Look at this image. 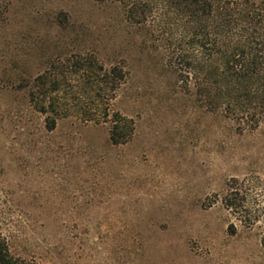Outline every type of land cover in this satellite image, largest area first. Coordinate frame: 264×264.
<instances>
[{
    "label": "rangeland",
    "instance_id": "obj_1",
    "mask_svg": "<svg viewBox=\"0 0 264 264\" xmlns=\"http://www.w3.org/2000/svg\"><path fill=\"white\" fill-rule=\"evenodd\" d=\"M7 3L0 233L11 256L33 264H264L255 233L227 234L220 203L230 178L264 171V123L242 130L209 113L185 92L165 43L150 27L127 23L118 4ZM74 54L123 66L112 110L133 123L125 145L111 144L109 124L82 122L93 116L92 100H74V117L45 132L29 89H18Z\"/></svg>",
    "mask_w": 264,
    "mask_h": 264
},
{
    "label": "trees",
    "instance_id": "obj_2",
    "mask_svg": "<svg viewBox=\"0 0 264 264\" xmlns=\"http://www.w3.org/2000/svg\"><path fill=\"white\" fill-rule=\"evenodd\" d=\"M8 1L0 0V17ZM93 1L118 4L127 23L153 29L185 92L191 90L209 113L220 112L242 130L264 123V0ZM66 19L57 15L62 29ZM125 79L123 66L106 67L93 54H74L56 58L18 89H29L28 103L43 117L47 133L58 121L74 117L78 103L92 100L93 116L82 122L109 124V141L120 146L134 132L132 121L112 110ZM220 203L229 218L227 234L235 236L240 229L255 233L264 251V171L230 178ZM0 264L33 263L11 256L0 233Z\"/></svg>",
    "mask_w": 264,
    "mask_h": 264
}]
</instances>
